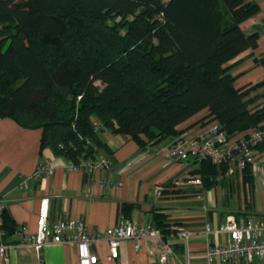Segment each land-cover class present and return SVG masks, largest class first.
I'll return each instance as SVG.
<instances>
[{"label":"trees","instance_id":"16d2710c","mask_svg":"<svg viewBox=\"0 0 264 264\" xmlns=\"http://www.w3.org/2000/svg\"><path fill=\"white\" fill-rule=\"evenodd\" d=\"M257 11L249 0H0V118L41 130L40 148L73 165L98 157L104 132L151 144L201 113L196 123L228 138L261 127V84L236 89L224 67L255 48L240 25ZM226 171L200 161L203 188ZM242 173L250 181V164ZM17 229L4 209V239Z\"/></svg>","mask_w":264,"mask_h":264},{"label":"crops","instance_id":"0c3cea01","mask_svg":"<svg viewBox=\"0 0 264 264\" xmlns=\"http://www.w3.org/2000/svg\"><path fill=\"white\" fill-rule=\"evenodd\" d=\"M249 1L258 11L240 28L246 36L257 35V44L224 67L236 89L261 84L255 94L264 105V0ZM202 115L177 126L174 137L151 144L139 145L126 135L102 133L104 145L97 156L104 157L108 166L92 173L65 170L70 164L67 160L40 148L41 130L0 118V199L5 211L14 226L31 235L37 230L43 198L49 201L50 221L80 220L96 234L126 220L161 231V240L140 241L138 249H134L133 241H123L115 260H108V243L95 240L89 250L97 256L98 264H203L207 243L222 241L214 232L226 218L264 219V144L253 150L250 181L234 169L233 173L217 174L211 187L198 186L194 179L199 177V162H177L165 151L176 140L201 133L205 124L196 121ZM39 163H50L53 172L35 180L32 175ZM156 215L161 224L154 219ZM181 228L193 233L187 248L177 237ZM13 238L7 242H14ZM160 241L168 248L164 263L157 255ZM7 254L8 264L36 263L31 247L16 244ZM42 262L79 264L74 246L54 243L43 249ZM0 264L5 263L0 260Z\"/></svg>","mask_w":264,"mask_h":264},{"label":"built area","instance_id":"2783aa9c","mask_svg":"<svg viewBox=\"0 0 264 264\" xmlns=\"http://www.w3.org/2000/svg\"><path fill=\"white\" fill-rule=\"evenodd\" d=\"M263 143L264 123L261 127L251 128L242 134L228 138L217 123L211 122L205 124L201 133L195 137L173 142L165 153L169 159L177 162L207 161L216 166H226L227 171L233 173L234 169L242 171L247 164H250L253 150ZM107 166L106 159L98 156L79 165L69 164L65 170H83L86 173H92L96 169H104ZM52 172L50 163H39L32 178L39 180ZM194 184L202 185L200 177L194 179ZM48 204V198H43L40 202L36 233L26 234L18 228L13 234L14 242L9 243L4 239L2 232V213L5 205L0 199V260L3 263H9L7 251L16 244L19 247H31L34 250L36 263L23 264H42V252L49 243L74 246L79 264H98L97 256L89 250V245L95 240L104 239L109 248L108 260H115L118 258V249L123 241H133L134 249H138L140 241L162 238L160 231L155 228L143 227L128 220L97 234L80 220L50 221ZM205 231L209 232L208 226ZM192 235L193 233L187 229L177 230V237L186 248ZM214 235L221 236L222 241L207 243L203 264H252L254 259L264 263V219L228 217ZM167 251V246L160 241L157 255L162 263L167 260Z\"/></svg>","mask_w":264,"mask_h":264},{"label":"rangeland","instance_id":"374dc122","mask_svg":"<svg viewBox=\"0 0 264 264\" xmlns=\"http://www.w3.org/2000/svg\"><path fill=\"white\" fill-rule=\"evenodd\" d=\"M163 1V0H162ZM117 21L119 20V18L116 19ZM113 22L109 21V24L111 25ZM99 84V83H97ZM252 264H263L262 262H260L258 259H254Z\"/></svg>","mask_w":264,"mask_h":264}]
</instances>
